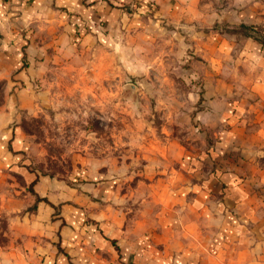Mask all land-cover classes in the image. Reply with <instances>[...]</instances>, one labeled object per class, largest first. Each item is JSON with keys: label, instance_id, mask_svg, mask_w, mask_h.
Returning a JSON list of instances; mask_svg holds the SVG:
<instances>
[{"label": "crops", "instance_id": "obj_1", "mask_svg": "<svg viewBox=\"0 0 264 264\" xmlns=\"http://www.w3.org/2000/svg\"><path fill=\"white\" fill-rule=\"evenodd\" d=\"M224 4L0 0V188L15 173L33 191L0 193L11 233L0 264H264V0ZM180 21L199 40L189 142L198 147L168 151L171 172L132 208L109 181L69 183L27 168L17 124L50 62L123 29L167 36Z\"/></svg>", "mask_w": 264, "mask_h": 264}, {"label": "rangeland", "instance_id": "obj_2", "mask_svg": "<svg viewBox=\"0 0 264 264\" xmlns=\"http://www.w3.org/2000/svg\"><path fill=\"white\" fill-rule=\"evenodd\" d=\"M215 1L221 8L227 2ZM171 30L167 36L151 26L119 30L50 62L35 107L17 124L27 168L69 183L109 181L131 196L121 203L130 208L148 184L163 180L174 160L166 153L179 143L189 148L196 135L198 92L192 88L200 81L196 29L180 21ZM2 94L0 88V100ZM7 180L13 185L0 193H32L17 174ZM10 235L1 214L0 246L10 244Z\"/></svg>", "mask_w": 264, "mask_h": 264}, {"label": "trees", "instance_id": "obj_3", "mask_svg": "<svg viewBox=\"0 0 264 264\" xmlns=\"http://www.w3.org/2000/svg\"><path fill=\"white\" fill-rule=\"evenodd\" d=\"M258 40L260 39V38H257ZM262 41V40H261ZM262 42H264V41H262ZM29 190L33 193V191H32V189H31V187L29 188Z\"/></svg>", "mask_w": 264, "mask_h": 264}]
</instances>
